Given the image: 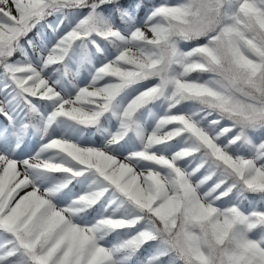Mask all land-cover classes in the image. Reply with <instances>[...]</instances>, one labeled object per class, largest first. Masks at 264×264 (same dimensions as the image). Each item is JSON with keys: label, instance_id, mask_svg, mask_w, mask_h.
Here are the masks:
<instances>
[{"label": "snow or ice", "instance_id": "snow-or-ice-1", "mask_svg": "<svg viewBox=\"0 0 264 264\" xmlns=\"http://www.w3.org/2000/svg\"><path fill=\"white\" fill-rule=\"evenodd\" d=\"M0 264H264V0H0Z\"/></svg>", "mask_w": 264, "mask_h": 264}]
</instances>
